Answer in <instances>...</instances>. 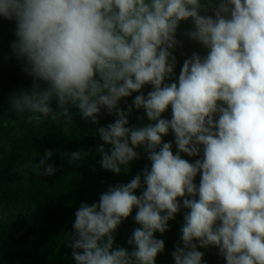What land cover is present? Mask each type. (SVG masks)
I'll list each match as a JSON object with an SVG mask.
<instances>
[{
  "label": "clouds",
  "instance_id": "obj_1",
  "mask_svg": "<svg viewBox=\"0 0 264 264\" xmlns=\"http://www.w3.org/2000/svg\"><path fill=\"white\" fill-rule=\"evenodd\" d=\"M0 16L15 20L11 47L33 79L10 100L16 114L66 126L70 108L93 124L106 110L115 120L96 128L110 145L97 148L100 166L129 172L137 149L151 162L80 205L64 241L76 264H156L165 250L156 233L182 208L175 264H205L198 249L209 246L226 264H264V0H0ZM189 21L184 35L207 52L185 59L177 78V33ZM133 93L125 111L120 102ZM133 109L150 123L130 126ZM170 133L175 154L163 139ZM52 155L45 151L37 174L56 173ZM85 155L73 152L69 162ZM134 209L132 250L114 248Z\"/></svg>",
  "mask_w": 264,
  "mask_h": 264
},
{
  "label": "trees",
  "instance_id": "obj_2",
  "mask_svg": "<svg viewBox=\"0 0 264 264\" xmlns=\"http://www.w3.org/2000/svg\"><path fill=\"white\" fill-rule=\"evenodd\" d=\"M193 28L189 21L182 22L178 29L180 43L174 51L177 78L185 59L193 53L205 55L203 45L184 35ZM15 32V20L0 16V264H76L71 248L64 241L66 234L74 231L72 225L80 205L99 202L100 195L110 186L127 184L138 173L142 175L145 167L150 169L151 162L147 152L137 149L139 159L132 162L129 172L114 174L100 166L102 157L97 148L103 145L108 150L110 145L103 144L96 128L107 127L115 120L106 110H102L99 123L93 124L82 119L76 108H70L73 122L66 126L51 119L29 123L27 114H16L10 107V100L25 90L30 91L33 79L23 70L24 62L16 57L11 47L17 39ZM151 90V86L146 85L143 92L146 95ZM137 94L123 99L119 106L126 111ZM52 106L56 108L55 100ZM164 118H171L170 107ZM129 121L133 127L150 123L143 109H133ZM163 139L173 142L175 154L173 135L170 133ZM46 150L53 153L47 163L57 169L50 176L35 171V164L44 158ZM77 151L86 154L84 159L70 163V154ZM181 155L189 162L200 158ZM199 179L197 176V185ZM141 191L137 189L135 194L140 195ZM185 211L182 208L169 221V230L163 235L156 233V237L165 242V250L158 254L156 264H175L171 253L180 242ZM135 212L136 209L116 230L114 248L132 250L128 239L133 230L140 227L134 221ZM198 250L205 253V264H226L214 246Z\"/></svg>",
  "mask_w": 264,
  "mask_h": 264
},
{
  "label": "rangeland",
  "instance_id": "obj_3",
  "mask_svg": "<svg viewBox=\"0 0 264 264\" xmlns=\"http://www.w3.org/2000/svg\"><path fill=\"white\" fill-rule=\"evenodd\" d=\"M206 52H207V50L205 49V55H206Z\"/></svg>",
  "mask_w": 264,
  "mask_h": 264
}]
</instances>
